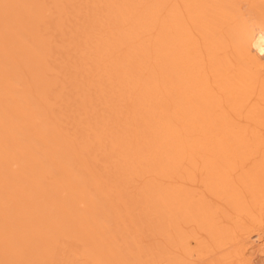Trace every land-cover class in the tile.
<instances>
[{"label": "rangeland", "instance_id": "374dc122", "mask_svg": "<svg viewBox=\"0 0 264 264\" xmlns=\"http://www.w3.org/2000/svg\"><path fill=\"white\" fill-rule=\"evenodd\" d=\"M38 1L41 5H47L48 7H43L45 16L42 15L44 18L41 17V22L35 26L38 34L37 36H39L36 38H40V40L41 38L44 39L45 43V51L42 55L44 66L43 72L41 71L40 73L41 78L46 83L50 82V86L47 84L45 93H43L48 99L45 103L46 107H44L45 112L41 116L42 121L43 123L46 122V124H49L48 126L51 124L57 133H59V140L62 139L63 142H66L65 147L69 150L72 148V150L78 154L80 164L86 166L90 171L89 182L91 183L92 179V184L94 183V185L97 186L99 184L98 187H100L103 192H100L102 194V199H107V202L109 200L110 203L114 204L113 213L115 217H113L119 220L117 224L119 226L121 224V227L128 230L129 233L134 230L136 231V229H138L136 226L139 224L137 221H140L142 216L138 214L137 209H140V207H138L140 205L135 204V200L147 197L146 195L150 190H157V188L161 190L164 188L178 189L186 192L190 196L194 195L191 196L192 198L196 196L199 203L202 204L201 206L209 211L208 214L212 216L214 214V224L215 226L218 225L217 229L220 227L219 230H223L222 233L225 234L226 238L225 244H217L214 235L209 230H204L206 227H203L202 224L200 225L199 221L188 219L187 221L180 220L181 223L179 221L177 222L179 230L175 231V234L174 231L170 229L171 227H169L170 234H167L168 237L167 235L165 237L166 233L164 236L162 234H155L154 237L151 234H147V236L149 235L148 237L142 235L141 238L137 239L138 244L140 243L139 248L142 251L144 248H151L152 252L157 253L159 249L163 253H167L181 260L183 264H264V242L261 241L262 236H264V98H260V94L264 93V91L262 92L261 90L264 86V72L260 71L257 73L253 70L255 74L257 73L255 75L256 83L253 84L254 92L246 101L238 103L237 105L231 104L229 102V93L225 91L224 83L218 81V79H223L225 76L218 79L212 77L210 66L208 62H206L208 59L211 60V58L208 57L204 50L203 37L196 29V20L193 18L189 19L188 17L189 14H187L184 0H156L154 2L152 0H146L142 3L140 0H74L75 2L70 0L72 5H70L69 0H60L58 7H61V9H59L57 13L55 10L56 8H54L56 6L54 4L51 5L52 3H49L50 0ZM218 1H209V8H211L212 11H217L212 12L210 9L208 10V13L212 12L210 13L212 15L210 17H213L209 22V32L217 39L218 37L225 38L228 45L223 50L217 51V54L215 52L213 57H218V60H224H220V62L226 61L228 63V72H226L229 73L230 77L233 75L236 76L239 75L241 71V66L239 65L242 64V62H246L245 59L248 57L247 55L245 58L241 56L238 58V60H240L238 62L234 47L231 44L233 41H231L229 36L231 34H237L241 29H243L241 30V32L243 31L242 33H246V31H244L247 28L246 26L250 28V24H247V21L248 19L250 20L249 17L252 15L251 12L256 8L251 10V8L255 6L252 3H255L257 0ZM221 1L222 3H220ZM201 2V0H196L192 6L198 7L197 5L201 4ZM219 5L220 7H218ZM222 6H224L225 9H223ZM177 8L186 21V30H189L188 33L190 36L192 35V39L198 43L201 54L200 58L205 61H203L204 68L202 72H204L208 80L207 87H204V93L198 94L197 91H201V88L199 89L195 86V88L190 91L192 94L191 98L196 104H200V98L203 99L201 100L203 104L202 107L205 109L210 106V113L206 118L210 117V126L213 129L207 132H199L198 130L201 129L198 125L196 128L193 126L194 131L191 132L187 124L180 122L181 119L176 120L171 117V114H168L173 121L169 122L172 124L171 129H161V131L158 129L157 133L160 135L161 132L163 133L164 131L166 133L167 130L170 131H168L169 133L172 132L173 134L177 132L183 144L180 149L183 154L181 157L183 158H180L178 160L179 162L177 161L176 165L178 164V166L170 175L161 176L153 170L156 163L153 153H151V147H153V150H158L160 147V144L156 141L157 135H150L149 137V134H146L145 136L146 131L141 130H144L143 123L146 121L145 119L148 115H150L149 107H155L154 111L159 112V108L162 104L168 105L174 100L173 97L172 99L170 97L173 96L172 93L170 92L168 95L166 92L167 87L162 84V80H160L162 78L158 76H167L168 72L164 69L165 67L159 66L158 64L161 53L158 52L157 48L158 36L160 34L157 28L161 27V24L163 25L162 22L169 16V11ZM192 8L190 7V9ZM214 8H219L218 10L220 13ZM221 8L224 11L222 13L224 18L220 15L222 12V10L220 11ZM149 9H152V12H148ZM112 11H115L118 15L124 14L122 17L125 18L126 21L121 24V31L118 32L117 30V34L121 32V35H124L121 36L118 34V37L125 36L126 38L129 34H132L136 25V23L132 22L135 16L145 15V18H149L147 14L151 13L154 16L156 15L157 24L142 29L143 31L137 35L134 41L128 42L129 44L131 43L130 45L128 43L117 45L114 43L117 37L112 29V24L115 23L116 19L114 21L113 19L110 20V13ZM247 12L250 15H248ZM53 14L56 15L54 16ZM245 14L247 17H245ZM58 18L59 21L57 20ZM244 19H246V22L243 21ZM147 20L148 19H145V21ZM242 21L246 23V25H244ZM56 22L58 29L57 27L55 28L54 25ZM238 23L240 24L239 26ZM254 25L255 24L252 26L253 28ZM240 26L242 28H238ZM256 26L257 25H255L254 31L256 30L259 33V27ZM252 27L251 29L253 30ZM145 29L148 31L146 32ZM123 31L124 33H122ZM132 39L133 37L131 40ZM1 45L3 48L6 46V44L3 43ZM12 45L13 42L8 43L7 47H11ZM259 46L260 44L256 47L253 54L258 61L262 60V53L259 50ZM148 54L150 56H148ZM253 55L249 56L251 57ZM12 58L13 56L9 54V57L5 60L20 62ZM126 58H129L133 66L131 65V67L127 68V82H124V85L120 86L116 81L121 74L119 72L121 67L124 66L121 63ZM132 58L134 60H132ZM21 64L25 65L23 62H21ZM21 64L19 63V67H21ZM8 68L9 67L5 66L4 70L7 71ZM20 72V81L22 83H24L25 80V85L26 82L28 84L32 82L31 79L33 75L31 72L27 71L25 67L24 69L22 68ZM36 76L37 75H35L34 78H37ZM150 82H154V84L157 85L156 88H154L156 95H151L150 93H147L149 95L134 94L135 90L131 91L132 87L135 89L136 85L142 83L145 85L144 89L150 92L152 90L149 84ZM16 84L18 85V83ZM28 84L26 88L28 89L30 87L29 93L33 94L32 98L36 99V97H39L38 100H40L41 96H34L33 90L35 91V89L31 90L32 86ZM15 88L16 87H11V90L13 91ZM40 90L41 94L43 89ZM43 96L44 95H42V97ZM142 97L145 98L143 100L146 104H141L138 100ZM152 98L155 100L149 101L150 99L152 100ZM211 104L212 107H215L214 112H211ZM83 109H85V111ZM140 114H142V116H140ZM216 118H220L227 123L225 124L228 126V129L225 126L227 129L225 131L226 133L222 128L221 130L219 127L214 126V120ZM168 124L167 126L170 127V124ZM93 137L98 138L97 144L92 141ZM151 137L152 139H156L150 140L152 143L148 144L149 140L147 141V138L151 139ZM88 138L89 146L86 142ZM134 138H137L138 141H133ZM153 142L157 144L154 145ZM83 144H87L89 151L85 152ZM240 146L245 148V150H242V155L240 157L238 155V157H236L237 159H234V165L231 168L228 167L229 169H226L228 173L226 174L225 172V174L228 178L227 181L230 182L235 193L241 198V202L239 203L243 206L244 203L247 205L245 207L248 208L249 211L247 210L245 214L232 206L230 207L228 203H226L225 199L219 195L220 193L218 191H223L221 188H217L216 190L212 189L211 191V188H209L211 185L208 183L209 180L206 175L209 165H215V163L216 165H221L223 158L227 159L231 157L232 159V155H229V152L232 151L231 154H233V151H236V148ZM162 148L160 152L164 149ZM224 149L226 151L228 149V154L226 151L225 152L229 156L222 153ZM166 157L167 154L164 155V158ZM221 157H223L222 161ZM210 162L214 164H210ZM258 167L259 169L261 168L260 170L262 172L258 174L259 171H257L259 175L257 189L259 195L256 196L258 197L257 202L253 203L249 193L251 189L247 187V183L249 184V173H253L256 169L259 170ZM247 173L248 175L245 177ZM243 177L248 180L246 181ZM49 178L53 179L51 175L47 176V181L51 182ZM241 178L243 179L242 181ZM245 184L246 186H244ZM76 209L82 214L83 211L81 210L86 208L81 205ZM137 216L138 218H136ZM166 221L170 222V219L168 218ZM51 224L52 226H50L49 229L54 228V225H58L56 222ZM41 229L40 231L42 232L44 229ZM45 230L48 231V229ZM136 232H138V230ZM136 232L135 234L137 235ZM90 233L89 235H91ZM169 235H173L170 237L171 239H169ZM77 239L82 242L81 238L76 237L75 241L70 235L68 237L63 236L59 238V240L57 239L58 241L56 240L55 243H53V246H55L53 248L55 253H53V255L51 254L52 257L49 263L63 264L64 259L66 262L65 257L73 259V255L76 253L73 261L75 264H95L93 259H91L92 257H96L95 253H91L94 250L90 252L91 254L89 253L92 257L89 255L88 258V261L92 260V263H88L86 260L87 258L83 255V252L80 251L81 248H83L84 244L82 245V243L84 242L80 243ZM172 242L173 244H171ZM245 242L249 243L248 247H242V244ZM89 246H91V244ZM44 249L45 248H43V250ZM99 257L94 258V260L99 259ZM84 261L87 263H83ZM0 264L2 263L0 262Z\"/></svg>", "mask_w": 264, "mask_h": 264}, {"label": "bare ground", "instance_id": "6f19581e", "mask_svg": "<svg viewBox=\"0 0 264 264\" xmlns=\"http://www.w3.org/2000/svg\"><path fill=\"white\" fill-rule=\"evenodd\" d=\"M59 1L60 0L49 1V3H52L51 5L54 4L56 6L54 7L56 8V13L61 9V7H58V3H60ZM71 1L69 0L70 5H72L74 0ZM143 1L146 0H140L141 3ZM152 1L154 2L156 0ZM195 1L196 0H184L186 4L185 8L187 14H189V19L193 18L196 20V29L203 37L204 50L208 57L211 58V60L208 59L209 61L207 60L206 62H208L210 66L212 77L218 79L225 76L223 79H218V81L224 83L225 91L229 93V102L231 104L237 105L238 103L244 102L254 92L253 84L256 83L255 75L260 71L264 72V0H257L255 3H252L255 6H251V10L255 7L256 8L251 12L252 15L250 17L248 16L250 20L247 18V24H250V28L246 26L247 28L244 30L246 31V33L244 32L245 34L242 33L243 31L241 32L243 29H241L240 32H237V28V34L230 33L231 35L229 37L231 41H233L231 44L234 47L237 60L241 56L245 58L247 55L248 57L245 59L246 62H242V64L239 65L241 66V71L240 73L238 72L239 75H233L231 77L229 73H227L228 63L226 61L223 62L224 60L220 59L223 60L222 63L217 59L218 57H213L214 53L216 52L217 54V51L223 50L228 45V42L223 37H218V39L215 38L209 32V22L211 18H213L210 17L212 16L210 13L214 11L208 6L210 5L209 1L211 0H201L202 2L199 4L200 6L197 5L198 7H195L193 5L194 8L192 4H194ZM220 3H222V1ZM43 7L45 8L47 5H41L38 0H0V262L2 264H50L49 260L53 253H55L53 249L55 246H53V243L63 236L68 237L70 235L75 241L77 237L81 238L82 242H84L82 243L77 239L82 245L84 244L80 251L83 252L87 261L91 253H95L97 258L100 256L99 259L94 260L96 257L90 255L92 257L90 258L93 259L95 264H183L181 260L167 253H163L159 249L157 250V253L152 252L151 248H144L142 251L139 248L140 243L138 244L137 239L141 238L142 235L147 236V234H151L154 237L155 234H162L164 236L166 233V237L167 234H170L169 227H171L170 229H172L175 234V231L179 230L177 222L179 221L181 223L180 220L187 221L188 219L199 221L200 223H198L200 225L202 224L203 227H206L204 230H209L214 235L217 244H225V234L222 233L223 230H219L220 227L217 229L218 225L215 226L214 214L213 216L209 215V211L201 206L202 204L199 203L196 196V198L193 197V199L191 196L194 195L190 196L186 192L174 188H164L163 190L157 188V190H150L149 192L147 191V197L135 200L134 203L140 205H137L140 207V209H137L138 214L142 216L140 221H137L139 224L136 223V227L138 228L136 231L138 230V232L134 230L137 235L131 230V233L134 235L129 233L128 230L121 227V224L120 226L117 224L119 220L114 218V204L110 203L109 200L107 202V199H102V194L100 193L102 190L98 187V183H95L98 184V186L94 185V183L92 184V179L91 183L89 182L90 171L86 166L80 164L78 154L73 151L72 148L69 150L65 147L66 142H63L62 139L59 140V133H57L51 124L48 126L49 124H46V122L43 123L42 121L41 116L45 112L44 107H46L45 103L48 99L43 93H45L47 84L49 85L50 82L46 83L41 78L40 73L44 66L42 55L45 51V43L44 39L41 38L40 40V38H36L39 36H37L38 34L35 26L41 22V17L44 18L45 16ZM190 7H193L194 9H190ZM218 7H220V5ZM222 7L225 9L224 6ZM209 9L212 12L208 13ZM218 9L219 8L216 10ZM223 9H220V11L222 10L220 14L222 16V13L224 12ZM151 10L152 9H149L148 12H152ZM218 13H220L219 10ZM123 15L124 14L118 15L115 11L110 13V20L113 19L114 21L116 19L115 23L112 24V29L117 37V40L114 41L117 45L134 41L137 38V35L143 31L142 29L157 24L156 15L154 16L149 13L147 14L149 18H145V15H138L135 16L132 21L133 23H136L132 34H129L125 38V36L121 37L124 34L121 35L120 32L118 34L121 36L118 37L117 30L118 32L121 31V24L125 21V18L122 17ZM245 17H247V15ZM59 18L57 19L58 21ZM145 19L148 20L145 21ZM245 20L246 19L243 21ZM185 22V19L181 16V12L177 8L169 11V16L162 22L163 25L161 24V27L157 28L160 33L158 36L159 40L157 42V48L158 52L161 53L159 61L158 58L157 61L159 66L165 67L164 69L168 72L167 76H158L159 78H162L160 80H162V84L167 87V90L169 88L166 92L168 95L171 92L173 96L170 97L171 99L173 97L174 100L168 105L162 104L159 108V112L154 111L155 107H149L150 115H148L145 119L146 121L143 123L144 130H141L146 131L145 136L146 134H149V137L150 135H157L156 141L160 144V147L158 150H153V147H151V153H153L154 161L156 163L153 170L161 176L170 175L178 166V164L176 165L177 161L180 158H183L181 157L183 154L180 150L183 145L181 138H179L176 131H174L176 132L174 134L172 132L169 133L172 125L169 122L172 121V118L176 120L181 119L180 122L187 124V127H189L191 132L194 131L193 126L196 128L198 125L201 129H197L199 132H207L210 131V129H213L210 126V117L206 118L210 113V106L205 109L202 107L203 104L201 100L203 99L200 98V104H196L191 98L192 94L190 91H192L195 86L199 89L201 88V91H197L198 94L204 93V87H207L208 80L205 77L204 72H202V69L204 68V60L200 58L201 54L198 43L192 39V35L190 36L188 33L189 30H186ZM239 23L241 24L240 21ZM239 23L238 26L240 25ZM56 24L57 22L54 23L55 28L57 27ZM253 24L257 25L256 27H259V33L255 30V34V25L253 28ZM244 25H246V23H244ZM238 28L242 27L240 26ZM147 31L148 30H146V32ZM122 33H124V31ZM131 36L133 37L132 40ZM11 42H13V45L7 47V44ZM2 43L6 44L4 48L1 45ZM259 44V50L262 53V60L258 61L253 54ZM9 54L13 56L14 60L16 59V61L18 60L20 62H15L13 60L6 61ZM249 55L253 56L250 57ZM148 56L150 55L148 54ZM132 60L134 59L132 58ZM239 61L240 60H238V62ZM21 62L25 63V65L21 64ZM19 63L21 64V67H19ZM121 64L124 66L121 67V70L119 71L121 74L119 73L120 76L116 81L120 86L124 85V82H127V68L131 67L132 62L129 61V58H126ZM5 66L9 67L7 71L4 70ZM24 67L33 75V78L31 79L32 82L29 84L26 82V85L31 84V90L35 89L36 91L33 90L34 96H41L40 100H38L39 97H36L37 100L32 98L33 94L29 93L30 87L28 86L29 88H26V80L24 83L20 81V70L22 71V68L24 69ZM253 70L257 73L255 74ZM35 75H37V78H34ZM16 83H18V85ZM149 84L152 87L150 92H147V90L144 89L145 85L142 83L136 85L135 89L132 87L131 91L135 90L134 94L149 95L147 93H150L151 95H156L154 88H156L157 85L154 84V82H150ZM11 87L16 88L12 91ZM263 87L261 88L262 92L264 91ZM40 89H43V92H41V94L44 95L43 97L40 94ZM260 98H264V93L260 94ZM143 99L145 98L142 97L138 100L141 104H146ZM153 100L155 99L152 98V100L150 99L149 101ZM211 108V112H214L215 107H212V104ZM85 109L83 110L85 111ZM168 114H171L172 118ZM140 116H142V114H140ZM168 123L170 124V127L167 126ZM214 124V126L219 127L220 129L222 128L224 132L228 129V126L225 125L227 123L220 118H216ZM158 129H160V131L161 129H169L167 130V132H169L165 133L162 130L163 133L161 132L159 135V133H157ZM97 137H93L92 139L96 144L98 142ZM154 139H152V137L151 139L147 138V141L149 140L148 144L152 143L150 140ZM135 140L136 142L138 141L137 138L133 139V141ZM86 142L89 146V138ZM154 142L153 144L156 145L157 143ZM84 147L85 152L89 151L87 144L84 145ZM161 148L163 149L162 152H160ZM236 149L237 152L233 151V154H231L232 151L229 152L228 149L227 151L224 149L222 153L225 155L226 152L227 154L229 152V155H232V159L231 157L227 158L226 156H229L227 154L225 156L227 159L221 157V161L223 158L222 166L216 165V163L215 165H209L207 167L208 172L206 175L209 180L208 183L212 186L209 187L211 188V191L212 189L216 190L217 188H221L223 191H218L220 193L218 194L225 199L226 203H228L230 207L232 206L245 214L248 210V208L245 207L247 205L244 203L243 206L239 203L241 202V198L235 193V190L232 188V185H230V182L227 181L228 178L226 177V174L228 173L226 172V169L228 167L231 168L234 165V159H237L236 157H238V155L240 157L242 155V150H245V148H242L241 146ZM163 151L167 154V159L164 158L165 154ZM210 164L214 163L210 162ZM260 169H256L254 172L252 171L253 173L251 174L249 173V180L247 179L249 184L246 182L247 187L251 189L249 193L253 203L257 202L258 197L256 196L259 195L257 189L259 180L258 174L262 173ZM257 171H259V173ZM48 175H51L54 181L50 178L51 182L47 181ZM247 175L248 173L245 177ZM242 180L243 179L241 178V181ZM244 186H246V184ZM81 205L86 208L81 210L83 211L82 214L76 209ZM136 218H138V216ZM168 218L170 219V222L166 221ZM53 222L58 223V225L53 224L54 228L49 229ZM45 229H48V231ZM89 233L91 235H89ZM172 236L169 235V239H171L170 237ZM261 241L264 242V236H262ZM90 244L91 246H89ZM171 244H173V242ZM248 246L249 243L245 242L242 244V247ZM43 248H45V251ZM75 255L76 253H74L73 259L65 257L66 262L64 259L65 263L63 262V264H75L73 262ZM91 261L92 260L88 261V263ZM83 263L87 262L84 261Z\"/></svg>", "mask_w": 264, "mask_h": 264}]
</instances>
